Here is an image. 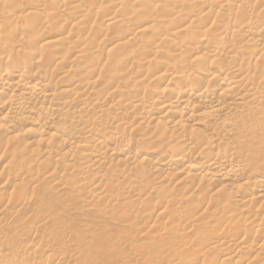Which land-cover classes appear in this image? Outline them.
I'll list each match as a JSON object with an SVG mask.
<instances>
[{
	"label": "bare ground",
	"instance_id": "6f19581e",
	"mask_svg": "<svg viewBox=\"0 0 264 264\" xmlns=\"http://www.w3.org/2000/svg\"><path fill=\"white\" fill-rule=\"evenodd\" d=\"M99 257L264 264V0H0V264Z\"/></svg>",
	"mask_w": 264,
	"mask_h": 264
},
{
	"label": "rangeland",
	"instance_id": "374dc122",
	"mask_svg": "<svg viewBox=\"0 0 264 264\" xmlns=\"http://www.w3.org/2000/svg\"><path fill=\"white\" fill-rule=\"evenodd\" d=\"M123 229H124L123 224L120 223V222L117 223L115 225V229L110 230V232H108L106 234V236H104L105 241H101L99 244L95 245L94 248L95 249H98V251L100 252V254H103V251H105V249H106L105 246H107V243L106 242H109L110 241L109 243H113V242L115 244L121 243L120 246L123 247V249L126 250L128 253H131L132 252L131 247H124L122 245V243H123V241L125 239V236L127 235V232L124 231ZM122 231H123V233H121ZM124 232H125V234H124ZM139 236H140V238H139L137 244L139 246H142L143 247V244L148 245V243H150V240L152 239L151 237H153L154 235L152 233H150V234H146V235H143V236L142 235H139ZM108 253L109 254H116L115 252H110L109 250H108ZM105 260H107V259L106 258L104 259V257L96 258L95 264H115L112 261L111 262H108V261H105Z\"/></svg>",
	"mask_w": 264,
	"mask_h": 264
}]
</instances>
